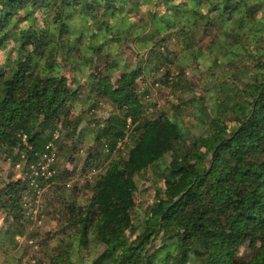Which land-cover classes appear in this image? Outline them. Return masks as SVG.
<instances>
[{
    "label": "trees",
    "instance_id": "obj_1",
    "mask_svg": "<svg viewBox=\"0 0 264 264\" xmlns=\"http://www.w3.org/2000/svg\"><path fill=\"white\" fill-rule=\"evenodd\" d=\"M184 2L189 14H178ZM204 5L210 8L201 13ZM143 6H150L149 20L140 21L148 30L135 38L146 53L128 66L110 45L131 27L113 19L132 18ZM232 21L243 32L225 47L217 26L225 31ZM214 30L208 48L195 44ZM171 35L182 42L180 57L168 47ZM7 46L15 58L0 67V160L31 173L48 143L57 152L54 174L36 178L64 204L65 227L49 236L56 241L45 264H264V0H0V50ZM200 58L208 63L205 91L221 88L234 97L222 109L185 85L184 61L191 66ZM221 64L227 77L215 81ZM141 76L180 100L170 113L150 111L148 88L137 87ZM83 98L88 106L74 113ZM102 104L113 110L106 117L96 115ZM188 107L197 118L211 112L198 136L182 123ZM84 122L95 133L81 167L90 171L84 179L91 193L80 201L76 186L64 184L72 172L56 171V161L61 154L75 160ZM149 171L154 200L137 229V181L149 179ZM30 183L0 188L12 248L23 234Z\"/></svg>",
    "mask_w": 264,
    "mask_h": 264
},
{
    "label": "rangeland",
    "instance_id": "obj_2",
    "mask_svg": "<svg viewBox=\"0 0 264 264\" xmlns=\"http://www.w3.org/2000/svg\"><path fill=\"white\" fill-rule=\"evenodd\" d=\"M188 8L189 7H187L186 2H184L183 5H181V8H179L180 10L177 9L178 14L183 13L182 9L187 11V14H189ZM209 8H206V6L204 5L200 9V11L201 13H205ZM148 10H150V6H143L142 8H140L139 12L132 18L128 16L125 17V15H123L115 17L113 19V23H116L117 25H123L125 27V25L128 24L131 27L126 29L123 33V35H125L126 38L129 40L125 42L123 40L121 41L123 35L119 33L116 37H118V40L120 42L110 45L113 53L118 50L123 52L124 58L127 59L128 66H131V64L134 65L135 63L138 64L137 58L146 53L143 49H141V45H138V42H136L135 37L137 31L143 30V32L140 34V37H144L143 35H145L146 31L148 30V26H144V23L140 22L141 19L145 21L149 20ZM178 14L176 17H178ZM158 16H161V13H158ZM262 17L263 15H258L256 18V21L258 22V27L262 26L259 21L262 20ZM212 19H216L215 21L213 20L215 25L219 23V20L217 21L216 14H212ZM180 21L185 24H188V21ZM234 22L235 21L230 22L229 25H227L228 30L225 29V31L224 29H220V27L217 26L219 28V40L223 44L224 42L227 43L224 44L225 47L228 46L230 42V36L234 34L235 31H239L240 34L243 32L242 30L238 29ZM131 25H133V27ZM23 26L24 24L21 25V27ZM214 35H216L215 30L210 33H207L205 36H203L200 41H198L200 38H198V40L196 38L195 44L205 50L206 47L208 48V46L211 45L210 43ZM181 43L182 42L180 40L175 39L174 36L172 37V35L168 38L169 49L174 53V55H178L179 57L183 53V47ZM189 52L190 51L187 50L185 55H189ZM14 58L15 54L12 50V46H7L5 49L0 50V67H2V65L7 61L11 62L12 60H14ZM177 62L178 65L181 64V60H177ZM207 64L208 63L206 62L205 58H200L198 60V64L192 63L191 66H188V61L185 60L184 66L187 67L185 68V75L187 77L188 83H185V85L188 88L193 89L194 94L192 95H205V99L203 100L204 104H208L209 106L211 105L210 103L216 102V106L219 105V108L222 109L225 105L224 103L232 102L234 100V97L233 95L228 93V91L223 90L221 88H217L215 91H205L206 86L203 81L202 74L205 72ZM224 67L223 64H221L219 68L215 69L216 77L213 80L221 81L224 80L225 77H227V75L223 72ZM136 83L140 91H143V86H146L148 88L149 92H147V95L150 98V103H152L151 105H153L150 109L151 112L157 113L161 111V113H170V104H176L180 101L168 88H160L157 85H153L152 82L146 79L144 76L138 78ZM192 95H183L181 96V99H183V101H187L190 97H192ZM213 98L214 100H212ZM82 106L85 108L88 106L87 104H85L84 98L82 101H80L79 104L75 105L74 113H79V111L82 109ZM118 110L119 109H117V111ZM111 111L113 110L109 105L102 104L99 107L96 115L98 117H106ZM205 111L206 110L204 109L203 115H200L199 118H197V114L194 115V109L192 107H188L186 113L181 116L182 123L184 124V127L190 132V136H198L205 131L206 126L209 122L208 115L211 114L209 110H207L206 112ZM85 117L86 115L84 116V118ZM85 120L87 121V118H85ZM79 130H81L78 136L79 142L77 143L76 147L72 149V156L75 160H73L72 162L66 161L63 155L59 154L60 157L56 161V171L65 169L72 172V174L67 177L64 184L65 186L70 185V187L67 189L76 186L78 195L73 197H78L81 201L89 197L91 193V190L88 187V184L86 185V180L84 179L86 178L85 176L91 175L90 171L86 170V172L84 171L83 173H81V167L83 164L84 157L86 155V150L90 146H92V139L95 133V127L92 125L91 122H84V124L79 128ZM79 149H82V153L78 152ZM96 170L99 171L98 169ZM36 177L37 176H34L32 179H30L29 176L25 177L28 178L29 181L32 180L34 186L38 187L41 192L39 191L38 195L35 194L34 189L30 183L22 201L23 208L25 209L26 221L19 224V227L22 229L23 234H17L14 236V240L17 243V246L15 248H12V246L9 245L6 239L7 237L5 235V230L8 226V222H6L5 214L0 211V264H45L51 253V247L54 245L53 241H56V236L52 239L49 236L61 233L63 227H65V222L63 221L62 217L64 213L62 207H64V204L59 201V194L50 193V186L48 185L41 188L37 182ZM145 177H148L149 179L137 181V191L134 197L135 208L133 211L132 218L133 224L137 229L140 228V223L144 220L147 208L153 203L155 194L152 184V172L149 171L145 175ZM17 179H24V177L21 175V172L19 170H16V168L14 169L10 167L8 163H5L0 160V188L5 183H8L10 181H16ZM30 186L32 188V191L30 190ZM98 252H101V249H98ZM93 256H95L94 252L91 253L90 258H92Z\"/></svg>",
    "mask_w": 264,
    "mask_h": 264
},
{
    "label": "built area",
    "instance_id": "obj_3",
    "mask_svg": "<svg viewBox=\"0 0 264 264\" xmlns=\"http://www.w3.org/2000/svg\"><path fill=\"white\" fill-rule=\"evenodd\" d=\"M57 138H58V133L56 132L54 134V139ZM120 144H118V148L120 147ZM44 150L45 151L40 154V159L37 162V164L31 165L29 167L31 173L23 172L20 165L15 166L16 170H19L24 178L29 176V178L32 179L34 176L38 177L39 175L42 176L44 179H48L49 177H51L54 174V170L51 169V165L55 162L57 152L53 142L48 143ZM93 173L95 172L93 171ZM31 186L34 189L35 194L38 195L39 191L41 192V190L38 187L34 186L32 180H31Z\"/></svg>",
    "mask_w": 264,
    "mask_h": 264
}]
</instances>
